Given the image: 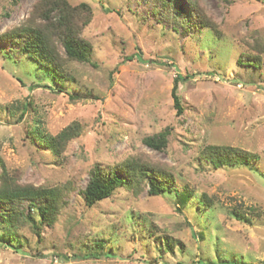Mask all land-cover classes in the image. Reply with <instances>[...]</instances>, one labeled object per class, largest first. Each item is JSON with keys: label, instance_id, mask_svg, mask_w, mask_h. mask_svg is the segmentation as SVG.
<instances>
[{"label": "rangeland", "instance_id": "1", "mask_svg": "<svg viewBox=\"0 0 264 264\" xmlns=\"http://www.w3.org/2000/svg\"><path fill=\"white\" fill-rule=\"evenodd\" d=\"M37 1L0 0V35ZM66 1L92 13L81 33L91 61L67 63L69 79L0 41V163L20 184L72 186L53 227L36 236L24 226L17 240L0 241V264H264V0H165L167 12L152 0ZM189 2L219 37L195 27ZM246 55L259 67L237 63ZM178 74L187 77L180 116L170 95ZM74 124L77 137L53 154L44 139ZM164 130L163 151L143 144ZM210 145L258 160L214 169L199 160ZM132 157L169 170L176 194L120 189L86 207L79 192L91 167ZM169 238L181 243L171 253L162 249ZM94 242L101 256L84 257L97 252Z\"/></svg>", "mask_w": 264, "mask_h": 264}, {"label": "trees", "instance_id": "2", "mask_svg": "<svg viewBox=\"0 0 264 264\" xmlns=\"http://www.w3.org/2000/svg\"><path fill=\"white\" fill-rule=\"evenodd\" d=\"M152 1L156 11L167 12L172 8L171 2ZM189 7L197 23L195 26L197 29H210L217 37L220 36L195 2H189ZM91 14V9L83 3L71 6L66 0H38L32 5L29 18L18 26L7 29L0 35V41L9 43L12 52H18L37 66L50 71L53 77L69 79L65 70L67 63L91 61L92 45L81 34L91 21ZM258 61V58L246 55L240 56L237 63L258 68ZM186 81L187 77L179 74L173 79L170 95L177 116L182 114L177 88ZM68 97L71 101L76 99L72 95ZM28 106V103H24L22 112L26 111ZM79 131L77 124L70 125L55 137L45 138L44 145L59 156L67 143L77 137ZM166 136L167 131L164 130L144 138L142 142L152 150L163 151ZM199 160L218 169L248 165L252 161H257L258 156L232 147L210 145L201 151ZM0 169V206L4 207V212L0 214V241L9 245L11 241L17 240L16 233L24 226L29 227L36 236L42 227H53L61 211L67 206L66 198L72 191V186L69 183L54 187L20 184L3 163H0ZM120 189L133 193L135 197L145 189L148 196L176 194L175 178L169 170L141 157H132L109 169L93 165L89 170L88 181L79 195L84 205L91 207L110 198ZM24 203L27 204L26 208L23 207ZM206 206L208 205L205 200L198 204L202 209ZM179 246L181 243L172 238L165 239L162 243L163 251L168 253ZM93 247L97 252L84 257L101 256L99 251L103 244L94 242ZM232 261L223 259L220 264H234Z\"/></svg>", "mask_w": 264, "mask_h": 264}]
</instances>
